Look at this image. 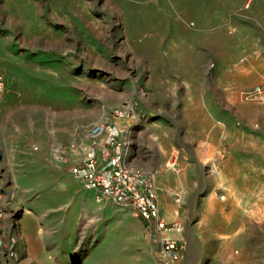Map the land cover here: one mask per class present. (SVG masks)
Segmentation results:
<instances>
[{
    "label": "rangeland",
    "instance_id": "374dc122",
    "mask_svg": "<svg viewBox=\"0 0 264 264\" xmlns=\"http://www.w3.org/2000/svg\"><path fill=\"white\" fill-rule=\"evenodd\" d=\"M217 73L264 82V0H0V264H157L150 227L84 188L71 147L115 124L129 153L264 155V106L240 95L226 143L198 140L192 89L203 103ZM128 103L137 120L116 118ZM157 183L163 218L184 226L181 264H264V172L167 162Z\"/></svg>",
    "mask_w": 264,
    "mask_h": 264
},
{
    "label": "built area",
    "instance_id": "2783aa9c",
    "mask_svg": "<svg viewBox=\"0 0 264 264\" xmlns=\"http://www.w3.org/2000/svg\"><path fill=\"white\" fill-rule=\"evenodd\" d=\"M2 87L3 77L0 75V91ZM239 95L244 103L264 106V82L241 91ZM115 116L119 120L138 118L129 103L116 109ZM124 136L125 130L115 124L91 126L86 131L89 145L71 147V152L78 156L71 172L86 190L97 193L98 202L107 198L120 207L130 208L150 227L153 241L158 246L157 264H181L188 249L184 226L180 221L168 222L163 218L158 172L130 164ZM100 140H104L102 145ZM172 169H177L176 164H172ZM207 170L215 176L220 173L219 165L207 166Z\"/></svg>",
    "mask_w": 264,
    "mask_h": 264
},
{
    "label": "crops",
    "instance_id": "0c3cea01",
    "mask_svg": "<svg viewBox=\"0 0 264 264\" xmlns=\"http://www.w3.org/2000/svg\"><path fill=\"white\" fill-rule=\"evenodd\" d=\"M214 78L213 89L212 87L211 89H202L203 103H200L195 98L196 93L199 94L200 89H192L193 100L189 110L193 123L197 122L199 126V141L209 142L218 135L226 143L229 137L227 134L229 131L228 127L231 125L233 115L232 103H235L238 112H243V107L234 101V97L238 96L245 88H243L244 85L238 83L232 76L221 78L217 73ZM217 111L219 115H217ZM123 138L125 139L126 136ZM159 151L160 149L155 147L152 149V147L150 148L146 145L137 146L136 148L134 147L133 151H130L128 160L133 166L153 169L160 174H162L167 162L171 165L176 164L177 169L175 171L182 174L190 171L199 173L207 169L208 165L203 163L204 156L198 155L194 157L193 155L190 156L187 152L179 154L177 152L169 157L167 154L165 155V153ZM194 160H196V164H193ZM217 165L227 173L240 174L244 171V168H247L252 173L262 175L264 172V155L258 152L252 153L251 151L234 152L229 150L226 152L225 149L221 155V161ZM159 180H161V175Z\"/></svg>",
    "mask_w": 264,
    "mask_h": 264
}]
</instances>
